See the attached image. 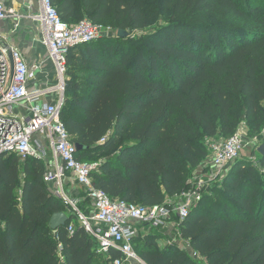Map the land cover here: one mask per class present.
Masks as SVG:
<instances>
[{
  "label": "trees",
  "instance_id": "trees-1",
  "mask_svg": "<svg viewBox=\"0 0 264 264\" xmlns=\"http://www.w3.org/2000/svg\"><path fill=\"white\" fill-rule=\"evenodd\" d=\"M51 1L68 24L137 32L66 55L60 120L83 147L76 158L98 163L92 184L110 198L161 204L184 190L208 139H227L241 121L263 126L264 0ZM18 159L0 157V264H112L119 251L97 252L77 222L68 233L73 217L49 228L52 214L69 213L44 183V163L27 157L20 182ZM257 161L264 170V155ZM206 191L177 222L193 256L159 247L161 228L139 224L133 248L147 264H264V176L238 162L217 185L219 201Z\"/></svg>",
  "mask_w": 264,
  "mask_h": 264
},
{
  "label": "built area",
  "instance_id": "built-area-1",
  "mask_svg": "<svg viewBox=\"0 0 264 264\" xmlns=\"http://www.w3.org/2000/svg\"><path fill=\"white\" fill-rule=\"evenodd\" d=\"M40 11L30 18L41 25V38L48 50L56 77L55 88L36 89L35 71L28 66L23 53L0 35V157L14 154L19 159L34 157L44 163L43 181L84 231L96 242L97 252L110 258L109 251H119L112 264H147L134 250L137 225L164 229L175 216L178 222L187 217L192 206L202 199V192L215 183L242 148L241 129L224 140L210 143L208 175L200 174L187 190L161 204L149 207L110 198L92 184L91 173L98 163H85L76 158L75 144L70 141L60 120L63 104L67 52L88 43L99 34L100 27L87 19L68 24L61 20L51 0H38ZM14 16L13 10L0 0V21ZM109 29V28H108ZM56 91L53 102L42 101L46 93ZM23 107L26 114L13 108ZM83 187L84 198L68 193L66 186ZM86 202L84 210L81 204ZM74 221L68 222L72 233Z\"/></svg>",
  "mask_w": 264,
  "mask_h": 264
},
{
  "label": "crops",
  "instance_id": "crops-1",
  "mask_svg": "<svg viewBox=\"0 0 264 264\" xmlns=\"http://www.w3.org/2000/svg\"><path fill=\"white\" fill-rule=\"evenodd\" d=\"M6 6L14 12V16L0 21V35H3L23 53L27 64L35 71L36 89L55 88L57 77L54 65L48 56V50L42 43L41 25L30 18L31 13L40 11L38 0H4ZM57 92L46 93L42 101L53 102ZM17 113L26 114L23 107L13 108ZM48 189L50 186L47 185ZM73 197L84 198L83 187L74 184L66 186ZM82 210L85 208L81 207ZM67 212V210H65ZM161 240V239H160Z\"/></svg>",
  "mask_w": 264,
  "mask_h": 264
},
{
  "label": "rangeland",
  "instance_id": "rangeland-1",
  "mask_svg": "<svg viewBox=\"0 0 264 264\" xmlns=\"http://www.w3.org/2000/svg\"><path fill=\"white\" fill-rule=\"evenodd\" d=\"M99 32H98V36H111V37H117V34L115 33L114 30H112L110 27L108 29V27H104V26H99ZM128 31V30H127ZM129 36L133 37L135 36L134 34H136L137 32H132V31H128ZM134 33V34H133ZM137 35V34H136ZM262 108L264 110V102L262 103ZM237 129H241V138H242V148L239 152L238 157L226 168H224L221 177H219L217 179V181L213 184H211L208 188H206L203 192L202 195L206 192H208L210 194L211 197H213L215 200L219 201V193L217 192V185L218 183H220L223 179V177H225L231 170L234 164L238 163V162H244L247 164H251L253 166H255L258 169V172L260 175L264 176V170L261 169V167L258 165V161H257V157L259 155V153L257 152L258 147L261 145L262 140H263V134H264V122H263V126L261 128H259L258 130L252 131L253 129L251 127H249L245 121H241L237 127ZM223 139H218V140H224ZM217 139H208L207 141V148L209 147L210 143L215 141ZM93 157V156H91ZM19 160V176H20V182L24 180V173L22 171V165L25 162V160L22 159H18ZM213 172V169L211 168V166L209 165V155L207 156V158L201 163V165L192 170L186 180V187L184 188V190H187L190 186L191 183H194L195 179L197 178L198 175L203 174V176L208 175V173ZM210 190V191H209ZM19 191V190H18ZM18 191L17 194L18 195ZM172 221L171 223L168 225V227L164 228V229H160V232L163 235V238L161 240L158 241V245L159 247H163L164 245L168 244V243H172L174 245H176V247H178L180 250L189 253L190 256H193V251L191 249V247L189 246L188 242L184 239H181L179 236V229L177 227V222L178 220H176L175 216L172 217ZM74 222H76L75 219H73ZM146 228L143 227L142 225H139V227H137V231H143ZM136 246V245H135ZM100 257V256H99ZM101 258V257H100ZM103 258V257H102ZM197 264H205V262L203 260L198 259Z\"/></svg>",
  "mask_w": 264,
  "mask_h": 264
},
{
  "label": "water",
  "instance_id": "water-1",
  "mask_svg": "<svg viewBox=\"0 0 264 264\" xmlns=\"http://www.w3.org/2000/svg\"><path fill=\"white\" fill-rule=\"evenodd\" d=\"M128 35V32H125L124 30H118L117 37H125ZM75 148L77 151L81 150L83 147L79 144H75ZM257 152L260 155H264V134H263V140L261 145L258 147ZM72 215L66 214L65 212H56L51 215L49 219L48 226L51 230L56 231L58 228L64 226L68 221H70Z\"/></svg>",
  "mask_w": 264,
  "mask_h": 264
}]
</instances>
